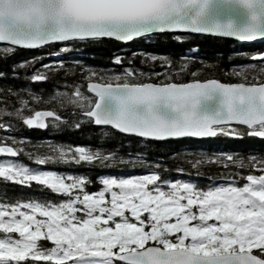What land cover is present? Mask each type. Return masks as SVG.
I'll return each instance as SVG.
<instances>
[{
    "label": "snow or ice",
    "instance_id": "snow-or-ice-1",
    "mask_svg": "<svg viewBox=\"0 0 264 264\" xmlns=\"http://www.w3.org/2000/svg\"><path fill=\"white\" fill-rule=\"evenodd\" d=\"M176 32L264 40V0H0V51L8 54L16 47L55 45L67 52L105 38L129 42ZM175 39L182 41V35ZM157 61L164 71L155 70ZM245 61L230 73L236 82L201 79L198 71L179 82L187 67L169 58L144 54L140 64L151 69L144 71L113 55L111 62L122 70L111 75L81 66L82 79L91 81L89 95L75 85V91L55 93L54 108L35 110L21 99L6 115L28 130L67 125L79 131L91 124L146 141L264 138V50ZM55 63L62 70L58 56ZM43 69L55 66L32 67L28 80L46 82ZM18 75L14 62L0 80ZM66 106L78 112L66 118L57 110ZM0 130L16 131L8 122H0ZM25 146L23 137H0V155L10 157L0 159V182L29 189L0 202V264H264V158L242 160L230 152L203 157L229 174L201 186L166 179L148 167L139 176L95 178L41 170L18 157L37 166L90 169L114 156L80 145L51 144L39 154L25 152Z\"/></svg>",
    "mask_w": 264,
    "mask_h": 264
},
{
    "label": "trees",
    "instance_id": "trees-1",
    "mask_svg": "<svg viewBox=\"0 0 264 264\" xmlns=\"http://www.w3.org/2000/svg\"><path fill=\"white\" fill-rule=\"evenodd\" d=\"M175 35H182V41H177ZM236 41L211 35L196 33H154L147 37L136 38L129 42H117L107 39L98 43L79 44L68 53H63L60 59L63 68L56 63H49L52 53L59 50L55 45L41 49H24L16 47L11 54L0 51V74H8L9 68L15 62L19 72L18 76H6L0 80V122L13 124L16 131L0 130V137L14 135L18 140L23 137L26 142L25 152L46 153L47 146L61 144L64 146H85L107 154L111 151L114 159L111 162L93 165L90 169L85 165L49 163L43 166L30 164L24 155L19 160L30 167L52 169L60 173L84 174L95 178L98 175L119 176L125 171L127 173L145 172L144 168L159 169L160 174L166 179H177L186 177L192 183L206 186L209 183L224 179L229 172L223 166H217L214 161H205L207 156H219L221 152H230L234 157L246 159L247 156H255L258 160L264 158V139L260 138H208V139H185L166 141H146L133 135L120 133L109 127L93 126L88 124L79 131L67 125L58 129L47 127L46 130H28L18 124L14 117H8L6 113L19 108V100L24 99L30 106L37 109H51L56 107L53 96L56 92L75 91V85L80 86V91L89 95L85 90V81L81 76V66L90 68L96 73L111 75L122 69L111 62L113 55L125 57V61L131 60L132 67L139 70H151L148 63L140 64L144 54L166 57L172 60L179 68L187 67V71L180 77L179 81L191 78V71L200 72V78L214 77L221 81H235L231 71L237 66H243L249 57V52L240 53ZM196 47L195 56L185 58V51ZM251 47V45H250ZM261 46H255L259 49ZM3 47H0L2 49ZM261 49V48H260ZM243 50V49H242ZM233 51V52H230ZM239 53H238V52ZM193 55L194 53L191 52ZM33 57L36 58L35 63ZM42 57V59H41ZM43 65H54L55 70L43 69L47 75L44 83H32L28 80L29 71L32 67ZM123 66L127 67L125 63ZM28 69V70H25ZM155 70L164 71L155 62ZM175 75V68H173ZM32 95L41 97L40 101L32 100ZM47 99V103L44 100ZM62 116L71 118L78 112L72 106L57 109ZM79 119V116H76ZM201 163L195 168L192 164L196 161ZM143 161V166L141 165ZM241 171L235 167L231 172ZM247 170H242L245 174ZM258 174V173H254ZM215 179V180H213ZM2 181V178H0ZM36 187L35 182L32 188ZM96 187L95 184L92 185ZM7 191V196H5ZM29 189H21L11 182H0V202L7 199H18ZM255 251V250H253ZM44 264V262H40Z\"/></svg>",
    "mask_w": 264,
    "mask_h": 264
},
{
    "label": "rangeland",
    "instance_id": "rangeland-1",
    "mask_svg": "<svg viewBox=\"0 0 264 264\" xmlns=\"http://www.w3.org/2000/svg\"><path fill=\"white\" fill-rule=\"evenodd\" d=\"M230 52H233V51H230ZM60 54H55L54 57L58 56ZM2 159H9V158H2ZM41 170H50V169H41ZM143 174H146V173H143V172H139V173H133V174H130V173H127L126 171L124 173H121L119 176H124V177H128V176H139V175H143ZM112 176H115V175H112ZM179 180H187V181H190L192 182L190 179L186 178V177H183V178H177ZM223 179L221 180H218V182H216L217 184L218 183H221ZM208 186V185H206ZM191 223V222H190Z\"/></svg>",
    "mask_w": 264,
    "mask_h": 264
},
{
    "label": "water",
    "instance_id": "water-1",
    "mask_svg": "<svg viewBox=\"0 0 264 264\" xmlns=\"http://www.w3.org/2000/svg\"><path fill=\"white\" fill-rule=\"evenodd\" d=\"M242 10H240V9H237V12H241ZM203 35H211L212 36V34H203ZM234 39V38H233ZM235 40V39H234ZM237 41V40H236ZM87 82H91V81H87ZM87 82L85 83V88H86V91L88 92V90H87V87H86V84H87ZM89 93V92H88ZM107 127H110V126H107ZM115 130V129H114ZM116 131H118L119 132V130H116ZM123 134H127V135H133V136H135L134 134H129V133H123ZM0 156H2V155H0Z\"/></svg>",
    "mask_w": 264,
    "mask_h": 264
},
{
    "label": "bare ground",
    "instance_id": "bare-ground-1",
    "mask_svg": "<svg viewBox=\"0 0 264 264\" xmlns=\"http://www.w3.org/2000/svg\"><path fill=\"white\" fill-rule=\"evenodd\" d=\"M176 33H180V32H176ZM184 33H191V32H184ZM151 35V34H149ZM212 36H216V35H212ZM217 37H220V36H217ZM232 40H234L233 38H230ZM235 41V40H234ZM68 53V52H67ZM63 60V59H62ZM193 139H206V138H193Z\"/></svg>",
    "mask_w": 264,
    "mask_h": 264
}]
</instances>
